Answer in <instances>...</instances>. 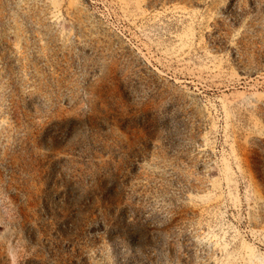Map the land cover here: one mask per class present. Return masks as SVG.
Here are the masks:
<instances>
[{"label": "rangeland", "instance_id": "374dc122", "mask_svg": "<svg viewBox=\"0 0 264 264\" xmlns=\"http://www.w3.org/2000/svg\"><path fill=\"white\" fill-rule=\"evenodd\" d=\"M0 264H264V0H0Z\"/></svg>", "mask_w": 264, "mask_h": 264}]
</instances>
